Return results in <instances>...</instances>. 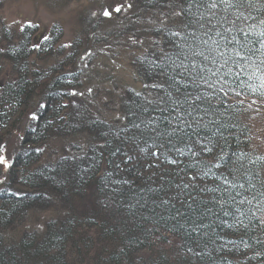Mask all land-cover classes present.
<instances>
[{
    "label": "trees",
    "instance_id": "trees-1",
    "mask_svg": "<svg viewBox=\"0 0 264 264\" xmlns=\"http://www.w3.org/2000/svg\"><path fill=\"white\" fill-rule=\"evenodd\" d=\"M127 1L133 38L149 40L129 56L133 83H115L106 102L105 81L87 83V102L73 95L85 88L80 44L47 65L61 51L59 27L36 47L35 26L15 33L0 22V76L3 62L14 74L0 84V142L30 111L37 117L0 188V264H264V0L214 12L206 0ZM212 25L213 39L225 43L216 31L236 37L251 60L229 61L210 89L173 61L179 45L207 52L198 40ZM197 95L180 105L192 112L191 127H179L174 101ZM56 140L67 154L42 163L41 149ZM50 211L42 226L24 228L30 215Z\"/></svg>",
    "mask_w": 264,
    "mask_h": 264
},
{
    "label": "rangeland",
    "instance_id": "rangeland-1",
    "mask_svg": "<svg viewBox=\"0 0 264 264\" xmlns=\"http://www.w3.org/2000/svg\"><path fill=\"white\" fill-rule=\"evenodd\" d=\"M117 6L121 8L120 12L115 11ZM106 9L111 12L110 17L103 15ZM130 11L127 0H0V22L11 31L18 33L30 20L37 28L33 40L36 47L40 45L44 37L50 35L54 27L62 30L63 35L58 44L59 49L61 48L60 54L56 52L53 57L47 59V65L52 66L54 63L61 62L73 49V45L80 44L76 49L79 60L77 68L80 71L82 85L84 84L85 87L90 81L92 83L105 81L103 92L99 95L102 102L115 96L114 89L118 90L117 87L114 88L115 83L126 85L133 83L129 56L149 40L147 36L143 41L133 38L131 27L134 22H132ZM159 18L164 19V17ZM148 23L154 22L148 20ZM93 33L96 34L93 35ZM38 65H42V62ZM2 66L1 85L14 79L9 64L3 62ZM120 87L121 85L119 89ZM110 90L114 94H110L108 92ZM79 91L83 92L79 93L77 90L74 96L78 100L87 102L88 99L85 96L91 95L92 92L87 87L84 90L81 87ZM112 107L115 108V105ZM33 113L30 111L24 116L19 125L0 142V154L4 155L11 165L8 168L0 165V180L3 181L0 183V188L8 182L13 163L20 151L24 150L22 143L25 130L28 128L29 121H32ZM65 150V145L60 140L50 142L41 149V162H54L67 154ZM52 215L56 213L53 214L51 211L34 213L27 219L28 223L24 228L40 227Z\"/></svg>",
    "mask_w": 264,
    "mask_h": 264
},
{
    "label": "snow or ice",
    "instance_id": "snow-or-ice-1",
    "mask_svg": "<svg viewBox=\"0 0 264 264\" xmlns=\"http://www.w3.org/2000/svg\"><path fill=\"white\" fill-rule=\"evenodd\" d=\"M236 2H238V0H206V6L208 9L213 10L214 12V10L221 7V5L225 9L232 8L235 6ZM115 11L120 12L121 8L117 6L115 8ZM103 15L105 17H110L111 12H109L106 9L103 12ZM240 15L243 16V13H241ZM237 18L239 19L240 17H237ZM244 19H248V17H244ZM209 24H211V20H209ZM261 24H264V21H261ZM27 26L34 27V25L32 24L30 20L28 21ZM201 27H203V25H201ZM213 28H215V25H212V27H210L208 31L204 33V35L208 37L207 39L198 40L199 44H203L207 46V52L204 50H199L196 44L189 43L187 46L179 45V47L181 48V52H180V56H178L177 59H179L180 62L177 64L176 61H173V66L177 69L183 70V72H186L193 83H195L198 78L203 84L207 85V87L210 89L215 88L216 83H217V81L212 80V77L218 76L221 70L228 66L229 61H231L232 64L239 67L241 61L247 62L251 60L250 56L242 55V52L239 50V49H246L247 45L241 44L239 40L236 39V37H233L232 41H227L226 37H223L219 31H216L215 35L220 36L221 40L225 41L224 44H221V41L213 39L212 35H210V33H212ZM253 28H255V25H250L249 32L252 31ZM228 31H231V29H229ZM241 31L243 32V29H241ZM174 35L179 37L181 34L179 32H176L174 33ZM192 35H193V38L195 39V33H192ZM244 36L247 37L248 32H244ZM258 36L261 38H264V31H259ZM48 38L49 37L47 36L44 37V39H48ZM233 41L235 42V45H239V48L233 47L231 52H229L227 45L228 43H232ZM259 43H260V46L264 48V39H260ZM64 46L68 47V45H64ZM233 52H234L235 57H238L239 60L233 58L232 56ZM190 56L201 57L202 62H198L195 59H189ZM180 57H183V59H180ZM217 57H219L220 60L223 61V63H219ZM185 61H188V62L185 63ZM209 63L212 65L219 64V67H216L214 70L212 67L208 66ZM255 72L260 73L261 67L257 66L255 69ZM229 74H231L230 71H229ZM257 78L262 82L261 87H264V74L259 75ZM177 82L179 83L180 81H177ZM249 86L251 87V85ZM153 87H157V85H153ZM252 90L256 91L254 87L252 88ZM89 91H91V89H89ZM220 91H223L222 87L220 88ZM73 95H75V93H73ZM137 95H139V93H137ZM225 95H227V93H225ZM201 100H202V97L200 95H197L194 98L188 96V97H184L182 99H177L174 101V104L177 106L175 109L177 111V115L175 116V119L179 127H191V123L187 121L185 117L192 116V112L190 111H187V110L181 111L180 105L188 104L191 107V105L196 104L197 102ZM32 119H37L35 114H33ZM205 150L211 151V149H208V148H206ZM177 151H181V150L177 149ZM159 154L160 153L158 152L153 153V155H159ZM181 155H183L182 151H181ZM171 162L176 163V161L174 160ZM0 165H3L5 168L11 167V165L7 161V158L2 154H0ZM216 166L219 167V165H216ZM223 179H224V184L226 185L231 184L232 187L236 186L235 182L229 181L227 177H224ZM2 182L3 181L0 180V183ZM184 187L187 188L188 185L185 184ZM240 187H243V185L241 184ZM225 191L227 192V189H225ZM224 202L226 203L227 201H224ZM244 202H245L244 200L240 201L241 204H243ZM248 203H251V201H248ZM227 214L228 213H225V215Z\"/></svg>",
    "mask_w": 264,
    "mask_h": 264
}]
</instances>
